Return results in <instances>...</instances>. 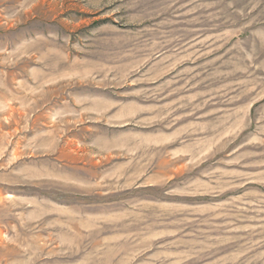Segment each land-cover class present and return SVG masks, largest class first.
<instances>
[{
    "label": "rangeland",
    "instance_id": "rangeland-1",
    "mask_svg": "<svg viewBox=\"0 0 264 264\" xmlns=\"http://www.w3.org/2000/svg\"><path fill=\"white\" fill-rule=\"evenodd\" d=\"M0 264H264V0H0Z\"/></svg>",
    "mask_w": 264,
    "mask_h": 264
}]
</instances>
